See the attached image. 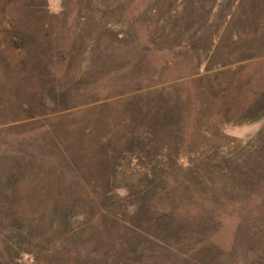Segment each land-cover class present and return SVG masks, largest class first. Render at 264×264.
I'll list each match as a JSON object with an SVG mask.
<instances>
[{"label": "rangeland", "instance_id": "374dc122", "mask_svg": "<svg viewBox=\"0 0 264 264\" xmlns=\"http://www.w3.org/2000/svg\"><path fill=\"white\" fill-rule=\"evenodd\" d=\"M0 264H264V0H0Z\"/></svg>", "mask_w": 264, "mask_h": 264}]
</instances>
